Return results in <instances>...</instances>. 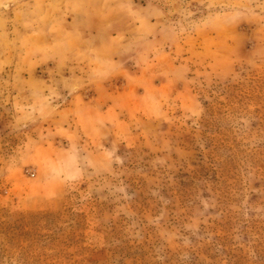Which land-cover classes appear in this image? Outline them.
<instances>
[{
	"label": "rangeland",
	"instance_id": "obj_1",
	"mask_svg": "<svg viewBox=\"0 0 264 264\" xmlns=\"http://www.w3.org/2000/svg\"><path fill=\"white\" fill-rule=\"evenodd\" d=\"M0 264H264V0H0Z\"/></svg>",
	"mask_w": 264,
	"mask_h": 264
}]
</instances>
